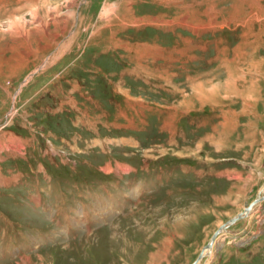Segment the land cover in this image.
Returning a JSON list of instances; mask_svg holds the SVG:
<instances>
[{"label": "rangeland", "instance_id": "1", "mask_svg": "<svg viewBox=\"0 0 264 264\" xmlns=\"http://www.w3.org/2000/svg\"><path fill=\"white\" fill-rule=\"evenodd\" d=\"M0 10V264H264V0Z\"/></svg>", "mask_w": 264, "mask_h": 264}, {"label": "clouds", "instance_id": "2", "mask_svg": "<svg viewBox=\"0 0 264 264\" xmlns=\"http://www.w3.org/2000/svg\"><path fill=\"white\" fill-rule=\"evenodd\" d=\"M27 16H31V18L34 20V10L33 12L26 13L25 15H16L5 18L4 21L0 22V33H11L14 32L18 26H23L24 24L30 23L31 20L26 19Z\"/></svg>", "mask_w": 264, "mask_h": 264}, {"label": "bare ground", "instance_id": "3", "mask_svg": "<svg viewBox=\"0 0 264 264\" xmlns=\"http://www.w3.org/2000/svg\"><path fill=\"white\" fill-rule=\"evenodd\" d=\"M11 116H12V115H11ZM11 116H10V117H11ZM10 117H9V118H10ZM8 120H9V119H8ZM261 194H264V189H262V193H261ZM261 194H260V195H261ZM256 204H257V203H256ZM256 204H255V205H256ZM253 207H254V206H253ZM253 207H252V208H253ZM251 210H252V209H251ZM249 212H250V210H247L245 213L242 214V217L246 216ZM227 224H228V223H225V224H223L222 226H220L219 229L217 230V232H218V231H222V230L225 228V226H226ZM226 227H227V226H226ZM212 240H213V238H212ZM215 241H216V239L213 240V243H214ZM213 243H212V244H213ZM207 247L209 248V246H207ZM210 247H211V246H210ZM213 247H214V246H213ZM209 250H210V248H209V249H205L204 254H205L207 251H209Z\"/></svg>", "mask_w": 264, "mask_h": 264}, {"label": "water", "instance_id": "4", "mask_svg": "<svg viewBox=\"0 0 264 264\" xmlns=\"http://www.w3.org/2000/svg\"><path fill=\"white\" fill-rule=\"evenodd\" d=\"M264 197V194H261V195H256L255 198H253V200L251 201L252 203L256 202V199H262ZM247 207H245L246 209Z\"/></svg>", "mask_w": 264, "mask_h": 264}, {"label": "crops", "instance_id": "5", "mask_svg": "<svg viewBox=\"0 0 264 264\" xmlns=\"http://www.w3.org/2000/svg\"><path fill=\"white\" fill-rule=\"evenodd\" d=\"M0 14H1V10H0ZM69 37H70V36H69ZM65 43H66V41H65ZM60 45H61V44H60ZM59 47H60V46H59ZM55 56H56V53H55L51 58L53 59ZM52 59H51V60H52ZM27 75H28V74H27ZM41 76H43V74H40V75H38L37 77L40 78Z\"/></svg>", "mask_w": 264, "mask_h": 264}, {"label": "trees", "instance_id": "6", "mask_svg": "<svg viewBox=\"0 0 264 264\" xmlns=\"http://www.w3.org/2000/svg\"><path fill=\"white\" fill-rule=\"evenodd\" d=\"M127 157H128V156H127ZM155 161H157V160H154V159H153V160H151V163H152V162H155ZM169 163H170V162H169ZM46 168H47V169H50L49 166H46Z\"/></svg>", "mask_w": 264, "mask_h": 264}]
</instances>
